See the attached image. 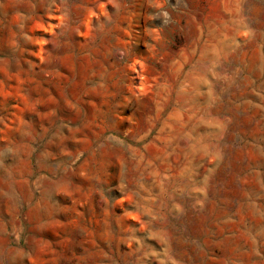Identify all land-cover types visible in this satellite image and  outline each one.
<instances>
[{
  "label": "rangeland",
  "instance_id": "374dc122",
  "mask_svg": "<svg viewBox=\"0 0 264 264\" xmlns=\"http://www.w3.org/2000/svg\"><path fill=\"white\" fill-rule=\"evenodd\" d=\"M0 264H264V0H0Z\"/></svg>",
  "mask_w": 264,
  "mask_h": 264
}]
</instances>
